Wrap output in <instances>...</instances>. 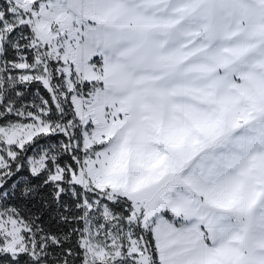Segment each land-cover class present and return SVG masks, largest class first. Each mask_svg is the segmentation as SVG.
<instances>
[{
	"label": "snow or ice",
	"instance_id": "6c2138e0",
	"mask_svg": "<svg viewBox=\"0 0 264 264\" xmlns=\"http://www.w3.org/2000/svg\"><path fill=\"white\" fill-rule=\"evenodd\" d=\"M0 264H264V0H0Z\"/></svg>",
	"mask_w": 264,
	"mask_h": 264
}]
</instances>
